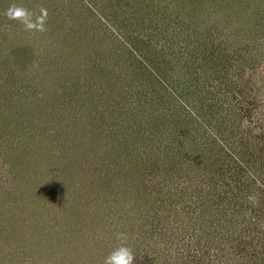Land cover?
Returning <instances> with one entry per match:
<instances>
[{"label": "trees", "instance_id": "1", "mask_svg": "<svg viewBox=\"0 0 264 264\" xmlns=\"http://www.w3.org/2000/svg\"><path fill=\"white\" fill-rule=\"evenodd\" d=\"M87 1L93 8L70 11L59 0H0V40L16 65L43 68L44 79L63 70L62 81L69 79L61 94L55 81L29 78L21 92L11 80L5 99L35 118L52 110L50 102L60 107L41 127L37 121L38 159H60L66 192L88 207L93 239L106 252L127 233L134 264H264V103L246 70L218 81L244 52L209 25L217 0H170L179 7L164 11L157 31L156 23L140 31L126 0ZM11 4L37 14L46 8L47 30L8 19L11 29L3 19ZM239 12L226 16L237 20L229 34L252 40L243 27L256 29L254 14Z\"/></svg>", "mask_w": 264, "mask_h": 264}, {"label": "rangeland", "instance_id": "2", "mask_svg": "<svg viewBox=\"0 0 264 264\" xmlns=\"http://www.w3.org/2000/svg\"><path fill=\"white\" fill-rule=\"evenodd\" d=\"M126 1L131 3L130 8L135 16L131 21H136L140 31L146 25L151 26L148 24L152 23H156L154 28L157 31V24L162 23L158 19L165 12L173 14L180 4L178 1L172 3L170 0H151L154 5L150 3V0ZM59 3L70 11L74 8H82L84 4L93 8L91 6L93 3L87 0H59ZM148 4L152 7L150 8ZM212 12L216 20L214 22L211 19L209 25L216 23L215 30L219 29L221 32L220 40L235 42V46L238 45L239 50L241 48L244 52L238 55L245 60L242 64L238 62L240 60L238 55H234L235 64L233 67H228V77L218 81H222L223 84L230 82L236 73L246 70L245 75H250L251 84H255L254 88L259 91L258 95L264 103V0H217ZM236 12L240 14L248 12L246 15L254 14L256 29L252 27V22L243 27L246 30L252 29V40L237 42L236 37L229 34L237 28V25L233 24L237 20L231 19L225 22L226 16L232 15L233 17ZM82 15L85 18L84 12ZM167 18L168 24L171 21L174 22L172 16ZM3 19L9 22L12 29L10 21L5 16ZM187 20L191 19L188 17ZM15 33L18 34H13L11 39L17 41L21 33ZM34 44L35 42L29 39L28 45L33 46ZM7 46L10 44L1 43L0 40V75H4L2 77L5 81L2 83L6 91L3 99H0V264H103L109 252H106L100 243L96 242L97 245H95L93 235L96 228L94 229L91 221L85 217V213L89 212L88 207L81 209L78 200L76 201L77 197L69 196L70 194L66 192L67 179L65 176L62 177L60 159L51 158L49 160V157L45 155L43 159H38L41 155L39 147L44 140L40 143L38 139V137L43 138L40 135L41 132L34 133L35 128H38L37 121L39 127L44 121L48 122L47 119L60 111L58 103L55 106L50 102L52 110L48 114L46 111L43 116L35 118L28 114L26 109L23 110L24 105L21 108L19 104L5 99H8L13 91L11 85L14 82L11 80L17 81V85L21 86V92L26 91L24 88L29 78L38 83L55 81L53 84L59 87V90L55 92L61 94L63 82L67 84L69 79L62 81L63 74H66L63 70L57 76L47 74L44 79L43 68L38 71L31 67L17 66L16 54L9 51L10 47L6 49ZM36 86L39 85L36 84ZM216 86L217 84L213 88ZM43 91L48 92V90H42L36 93L43 94ZM221 92L225 101L234 100L233 97H228L226 89H222ZM60 94H52L51 97L57 99ZM35 113H38L37 110ZM257 116L253 117L255 123L258 121ZM33 122L35 123L32 124ZM60 123L58 121L56 125ZM31 126H34V130H31ZM261 133L259 132V135ZM34 134H39L36 136L37 139ZM49 140H45L46 145L51 146ZM262 141L264 142V138ZM58 142L60 145L62 140ZM49 168L54 169L50 171L51 177L56 178L54 182L51 177L40 181L42 173L45 174L44 170ZM108 250L112 251V247H108Z\"/></svg>", "mask_w": 264, "mask_h": 264}, {"label": "clouds", "instance_id": "3", "mask_svg": "<svg viewBox=\"0 0 264 264\" xmlns=\"http://www.w3.org/2000/svg\"><path fill=\"white\" fill-rule=\"evenodd\" d=\"M7 19L17 21L23 25L26 31L45 32L48 11L40 6L39 14L28 9L23 5L11 4L5 11ZM248 200L255 204L257 197L250 195ZM117 240L119 244L104 258L103 264H134L136 254L133 248L128 244L129 236L127 233H118Z\"/></svg>", "mask_w": 264, "mask_h": 264}]
</instances>
